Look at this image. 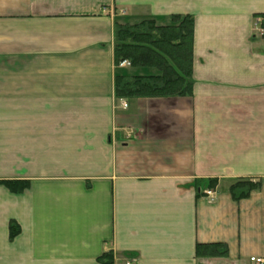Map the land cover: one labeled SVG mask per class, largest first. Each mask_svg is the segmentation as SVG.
Instances as JSON below:
<instances>
[{
  "label": "crops",
  "instance_id": "obj_1",
  "mask_svg": "<svg viewBox=\"0 0 264 264\" xmlns=\"http://www.w3.org/2000/svg\"><path fill=\"white\" fill-rule=\"evenodd\" d=\"M174 15L194 18L193 95L117 99L115 25ZM258 16L264 0H0V181L30 182L0 185V264L264 259ZM238 180L259 187L235 201ZM214 243L228 254L197 255Z\"/></svg>",
  "mask_w": 264,
  "mask_h": 264
},
{
  "label": "trees",
  "instance_id": "obj_2",
  "mask_svg": "<svg viewBox=\"0 0 264 264\" xmlns=\"http://www.w3.org/2000/svg\"><path fill=\"white\" fill-rule=\"evenodd\" d=\"M172 23L158 25L154 20H144L139 24L115 25V63L127 60L131 66L153 67L157 75L115 76V96L117 99L130 98H174L193 95L194 77V18L174 15ZM201 183V182H200ZM0 185L13 193H22L30 187L25 180H3ZM199 186V183H198ZM214 187V181L210 188ZM258 182L238 180L231 187L230 193L235 201L250 197L257 191ZM10 239L20 233L15 222L10 224ZM225 244H199V257L226 256ZM113 253H105L99 261L102 264L113 263Z\"/></svg>",
  "mask_w": 264,
  "mask_h": 264
},
{
  "label": "rangeland",
  "instance_id": "obj_3",
  "mask_svg": "<svg viewBox=\"0 0 264 264\" xmlns=\"http://www.w3.org/2000/svg\"><path fill=\"white\" fill-rule=\"evenodd\" d=\"M142 20H135V19H130L127 22L124 23H128L131 25L134 24H139L141 23ZM156 68L153 67H143V66H131L128 67L126 69H123V71L121 73H123L125 76H133V75H144V76H148V75H157L159 74V72L156 71ZM119 72V71H118Z\"/></svg>",
  "mask_w": 264,
  "mask_h": 264
},
{
  "label": "built area",
  "instance_id": "obj_4",
  "mask_svg": "<svg viewBox=\"0 0 264 264\" xmlns=\"http://www.w3.org/2000/svg\"><path fill=\"white\" fill-rule=\"evenodd\" d=\"M259 25L263 24L264 23V20L263 19H259L258 22H257ZM129 63L127 61H124L120 64L121 67H125V66H128ZM126 107V105H124ZM209 195H211L210 197H213L212 195V192H208ZM211 200L213 201L214 198H211ZM251 262L254 263V264H264V260L263 259H259V258H251ZM126 264H133L132 262H127Z\"/></svg>",
  "mask_w": 264,
  "mask_h": 264
}]
</instances>
